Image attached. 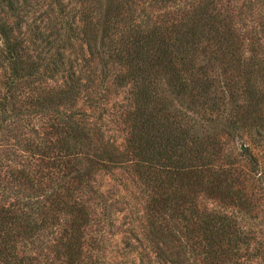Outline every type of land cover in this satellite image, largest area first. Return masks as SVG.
Listing matches in <instances>:
<instances>
[{"label": "rangeland", "instance_id": "rangeland-1", "mask_svg": "<svg viewBox=\"0 0 264 264\" xmlns=\"http://www.w3.org/2000/svg\"><path fill=\"white\" fill-rule=\"evenodd\" d=\"M0 18L24 76L9 94L0 34V264H264V0H0ZM152 31L154 71L133 59Z\"/></svg>", "mask_w": 264, "mask_h": 264}, {"label": "trees", "instance_id": "trees-1", "mask_svg": "<svg viewBox=\"0 0 264 264\" xmlns=\"http://www.w3.org/2000/svg\"><path fill=\"white\" fill-rule=\"evenodd\" d=\"M11 9H14L12 5H11ZM0 34L4 38L6 58H8L9 63H10L11 75H10V82H8V88H9V94H12L14 92V89H15V84L17 82H19L22 78H24V76L22 74H20V72L23 70V68L21 67V62H22L21 51H22V48H21V46L19 44L15 43L13 41V36H14L13 28L8 26V24L2 18H0ZM155 35H156V32L152 31V32L146 33L145 35H141L140 38L138 39V42L141 45L137 44L138 50H137V53H136L135 57H133V59L137 60L138 62L139 61L142 62V63H138L139 68L147 66L150 70L152 69L153 71L157 69L156 64H154V62H153L154 59L151 60V56H149V57L145 56V55H148V53H151V51H150V49L152 47L151 46V42L153 41V37ZM140 64H143L145 66H141ZM28 76H30V75H28ZM148 91H149V88L147 86V87H145L143 94L144 95L147 94ZM61 94L64 97L65 96L67 97L69 103L73 104L75 102V100H76V94H77V86H76V84L68 86V88L66 90H63L61 92ZM45 99H46L45 102H40L39 105H38V106H41L40 109H42V110H44V109L47 110L48 109L46 104L51 99V97H47ZM149 101H150V103H152L153 100L149 99L147 101V103ZM169 147L170 146L165 148V146H164V148L160 147L157 150H155V152H157L156 158L157 159L162 158L163 155L165 154L166 150ZM172 153H170V154H172ZM60 158H59L60 161L64 160L63 157H60ZM159 170L163 171L162 169H159V165L158 164L151 163L150 167L148 168V170L145 169V171H146L145 175H146L147 179L150 180V181H153L152 178L158 177V174L160 173V172H158ZM172 172H180V170L177 167L171 168L169 170H164L165 175H169ZM66 177H68V176H66ZM76 178L78 179V181L81 182L84 179V175H82V173H80V174H78V176ZM164 182H166V181H164ZM162 183H163V180H162ZM167 184L172 186V184H169V183H167ZM55 198H57V200L60 202V197H58L56 195ZM60 206H64V208H62V210L69 208V211L72 212L71 214H74V215H76L77 217H79L81 219L84 217V216H82L84 211L80 210L76 205H74V206H70L68 204L64 205V203L61 202Z\"/></svg>", "mask_w": 264, "mask_h": 264}]
</instances>
